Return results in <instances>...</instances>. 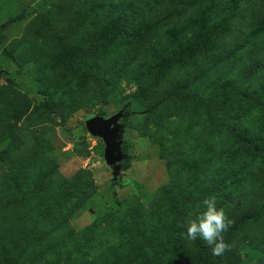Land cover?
Instances as JSON below:
<instances>
[{
    "label": "rangeland",
    "instance_id": "rangeland-1",
    "mask_svg": "<svg viewBox=\"0 0 264 264\" xmlns=\"http://www.w3.org/2000/svg\"><path fill=\"white\" fill-rule=\"evenodd\" d=\"M103 1L110 2L0 0V186L3 183L14 185L8 181L15 165L12 159L19 160L17 163L23 167L25 174L19 179L24 185L21 191L13 189L14 193L8 195L0 223L3 227L8 220L15 221L16 217L19 221L24 216L36 217L42 222L39 227L44 234L56 232L59 226H67L76 232L90 228L89 237L93 247H89V242L79 245L83 253L90 252L89 256L86 254L83 260L73 257L67 264H86L96 254L105 253L111 247L118 248L120 238L130 228L134 215L132 209L140 217L139 221L153 220L156 224L158 210L163 205L166 204L165 213L174 210L172 200L178 196L180 189L189 188L187 191L191 192L194 185L202 181L193 189L195 194L198 188L208 186L207 177L213 175L216 168L223 169L222 176L226 174L228 169L217 162H194L198 147L212 156L223 149L224 158L233 156L236 163L245 162V170L249 174L262 166L259 162L260 154H255L243 140L225 144L221 141L220 148L215 152L212 137L222 132H218L215 125L223 126L224 134L226 125L231 123L238 111L252 110L242 136L254 139L259 145L260 141L256 138L264 137V114L260 115L257 110L254 112L246 105L238 104L226 108L217 116L203 107L199 97L192 101L191 95L175 92L168 96L177 95L179 108L174 103H164L156 112H151V104L168 96L162 95L163 91L159 90L151 96L139 97L141 93L137 91L132 71L135 70L140 76L141 67H148V73L150 68L160 72L170 70L180 75V80L172 88L176 90L180 86L187 88L195 82L196 77L213 69V59L217 60L222 53L224 55L238 45L246 46L252 59L241 60V65L263 60L264 0H214L215 4L220 5L219 8L242 14L243 25L235 35L226 34L229 28L221 30L218 24L220 28L215 31L213 22L200 15L197 18L192 16L199 5L198 1L205 0H171L178 5V10L163 9L157 19L145 16L157 5H152L151 0H125L123 3L111 1L110 5L102 8ZM191 4L193 7L190 10ZM241 5L246 11L252 10L250 14H244L240 10ZM88 14L92 15V19ZM172 15L178 19L163 22ZM185 17L188 20L181 22ZM119 19L122 21L119 22ZM151 24L163 33L160 34L163 48L154 46L155 35L151 32ZM125 25L137 35L136 39L147 40L146 44L139 46L145 57L129 63L130 70L119 79V95L109 99L96 93L93 96L96 87L92 92H87L89 79L80 77L81 73H78L81 66L87 74L95 70V66L90 71L86 69L87 65L89 67L88 54L100 52L107 46L111 47L108 55L115 57L122 49L127 52L129 48H123L128 42L121 47L120 44L114 46L115 36L104 44L94 36L95 43L91 39L93 44L89 46L91 33L123 29ZM180 29L184 30L186 40L178 39L176 32ZM89 30L92 31L87 33ZM82 33H85L84 39L74 43L75 38H80ZM129 44L132 46V42ZM155 48L167 55L166 64L150 55ZM83 58H87L85 62ZM208 58L211 59L209 63ZM97 60L92 56L90 62L95 63ZM240 72L229 71L227 75L232 74L233 78H237ZM261 72L262 76L257 77L253 83L248 79L240 81L242 89L253 87L257 92L263 90L264 70ZM185 74L189 75L181 78ZM72 77L74 82L61 90V84ZM134 93H138L137 97H134ZM48 102L52 112L48 109ZM127 104L130 105L131 115L120 122L124 126L122 151L128 157L120 162V173L114 179L111 168L103 158V141L87 132L84 121L89 114L110 115ZM12 126L16 127V131H12ZM44 150L46 153L42 154ZM37 159L42 160V173L45 177H40V173L34 170L38 166ZM48 170L53 174H48V177H53L50 182L52 192L60 194L63 204L53 202L51 206L45 202L46 194L37 193L40 186L47 183ZM171 172L181 175V178H176L179 188L175 193L172 191L168 198L165 195L159 196V189L171 180ZM234 183L235 189L231 190L235 194L241 192V182L236 179ZM27 203L31 205L25 207ZM221 205L225 207L223 202ZM18 206L22 210H18ZM146 231L149 232L150 227ZM62 250L64 254L71 253L73 247ZM29 251L23 248L19 252L20 264L33 263L32 257L37 251L33 254ZM23 255L27 256L23 258ZM59 262L66 264L64 255H60Z\"/></svg>",
    "mask_w": 264,
    "mask_h": 264
},
{
    "label": "trees",
    "instance_id": "trees-1",
    "mask_svg": "<svg viewBox=\"0 0 264 264\" xmlns=\"http://www.w3.org/2000/svg\"><path fill=\"white\" fill-rule=\"evenodd\" d=\"M111 1L123 3L125 0H110L109 3L103 1L101 2L102 8H106L110 5ZM151 4H157L156 7L145 15L151 19L160 17L163 13V9L178 10V5L173 4L171 0H151ZM198 4L194 12H192V16L195 15L197 18L200 15L209 22H213L215 31L220 28L218 26L220 25L221 30L229 28L226 34L235 35L241 25H243V16L239 11H226L223 7L219 8L220 5L215 4L214 0L198 1ZM192 7L193 4H191L190 10ZM243 8L244 7L241 5L240 10L244 12V14H250L252 11H246ZM88 16L92 19V15L88 14ZM175 18L176 20L178 19L176 15H172L167 17L163 22H173ZM187 20L188 17H185L181 22H186ZM121 21L122 19H119V22ZM123 27V29H115L113 31L91 33V37L88 40L89 46L95 43V37L98 39V42L103 43L109 39L112 40L115 36L116 38L113 42L114 46L120 44L119 47H121L125 42H128V45H124L123 48H129L127 52L122 49L115 57H110L108 55L111 47L107 46H104L103 50L100 52H91L88 54L89 67L87 65L86 69L90 71L91 67L95 66V70L87 74L84 67L81 66L78 73H81L80 77H85L87 80L89 79L91 83H94L89 84L90 82L88 80L86 88L87 92H92L93 88L96 87L93 91V96L96 93L109 99L110 97L119 95L121 91L119 79L121 75H124L126 71L130 70L128 67L130 65L129 63L134 59H142L145 57V55L141 54L139 46L146 44L147 40L136 39L137 35L129 30L128 25ZM150 29L155 35L154 46L156 48H163L160 43V34L163 33H161L158 28L155 29L153 24H151ZM90 31L92 30L87 31V33ZM183 31V29H180L176 32L179 40L187 39ZM85 33H82L80 38L76 37L74 43L78 41V39H84ZM226 34L222 35L225 37ZM131 42L132 46L129 44ZM197 45L199 46V44ZM156 48L154 51L151 50L152 53L150 55L161 61V63L166 64L167 55L159 52ZM143 53L146 55L148 54L147 52ZM92 56L98 59L97 62H90ZM87 58H83V62H85ZM246 59L252 60L251 53L246 50V46L241 47L238 45L224 55L222 53L217 60L213 59L211 66L213 69L205 71L196 77L195 82L187 88L180 86V89L176 90L173 89L175 84L180 80V75H176L170 70L160 72L159 70L150 68L149 77L147 71L148 67H141L139 72L140 76L133 70L132 77L136 83L138 93H141L139 97L140 95L148 97L157 91H163L162 95L167 96L169 93L173 92L176 94L183 93L185 96L191 95L192 101L197 100V97H199L200 102L202 101L204 104L203 107L211 110L210 112L215 113L214 115L217 116H220L226 108H230L233 105L238 106V104L246 105L248 109H253V111L257 110L258 114L263 115L264 89L259 92L254 91L253 87L242 89L240 81L243 82L245 79H248L250 83H253L257 77L262 76L263 72L261 71L264 70V57L262 58L263 60H257L256 62L250 61V63L245 66L241 65L240 61L242 60L243 62V60ZM207 60L209 63L211 59L208 58ZM234 61L236 62L233 63ZM152 64L153 61H151L150 65ZM229 71H241L240 76L238 75L237 78H233L232 74L231 76L227 75ZM187 75L189 74H185L181 78ZM73 79L74 77L70 78L68 82L62 83L60 89L64 90L68 84L70 85L71 82H74L72 81ZM138 93H134V97H137ZM176 96L171 94L168 97L161 98L158 102L149 106L150 111L156 112L164 103H174V106L177 105L176 107L179 108ZM123 108L124 111L127 112L123 118L130 116V105L127 104L123 106ZM48 109L52 112L50 102H48ZM192 110L194 111L195 109L192 108ZM250 111L252 110H248V112L238 111L231 123L226 125L224 134L223 126L218 127L215 125L214 128H217L218 132H222L212 137V139L215 141V152L220 148L221 145L219 143L221 141L225 144L234 140H243L248 147L253 149L255 154H260L259 162L262 164L261 167H257V170L249 174L245 170L247 166L244 165L245 162L238 164L235 162L233 156L224 158L223 156H225V153H223V149L217 151V154L212 156L207 152H203V148L198 147L197 153H195L193 159L194 162L208 161L212 164L217 162L228 169L225 172L226 174L222 176L223 169L219 170L216 168L213 175L207 177L208 186L204 189L198 188L199 190L197 189L195 194L193 189L197 188L202 181L194 185L191 192L187 191L189 188L180 189L177 193L178 196L172 200V207L174 210L165 213L164 207L166 204L163 205L162 209L158 210V222L156 224L153 220H149L148 222L145 220L139 221L140 217L135 214L132 209L134 215L129 224L130 228L127 232L125 231L124 235L120 238L119 247H111L105 253L96 254V256L86 264H264V137L256 138L260 141L258 145L254 139L242 136L244 126L250 121V114L253 113H250ZM15 128V126H12V131H16ZM43 153H46V151L44 150L42 154ZM5 155L8 158V154L5 153ZM42 157L47 160L44 155H42ZM18 161V159L11 160V162H15V165L12 167L11 173L8 176V181L14 183V185L8 186V184L3 183L0 186V216H3L2 211L7 205V199L14 193L13 189L21 191V188L24 186L19 181V179L25 175L24 169L17 163ZM37 161L38 163L36 162V164H38V166L34 170L40 173V177H45L42 173V160L37 159ZM48 174H50V176L53 175L52 172L48 170L46 174L47 183L44 186H40L41 188L37 190V193H42V195L46 194L47 198L45 202H48L51 206H53V202L63 204L59 196L60 194L55 195V193L52 192L53 186L50 182L53 181V177H48ZM240 175L243 178H241ZM176 178H181V175L171 172V180L163 185L157 194L159 196L165 195V198H168L171 196L172 191L175 193V190L179 188ZM236 179L241 182L240 186L242 191H237L235 194V191L231 189H235L234 182ZM204 181H206V179ZM227 182L230 184L227 185ZM119 185L121 184L119 183ZM9 188H12V191H9ZM229 190H231V194H229ZM63 193L65 194V192ZM212 195L217 198L218 207H222L221 202L224 203V209L229 219L233 221L227 231L222 233L224 240L232 245V248L230 251H226L222 256H214L212 254V246L208 245L200 237H197L196 240L185 238L187 221L197 212L198 208L201 207L203 199ZM233 198L235 200H233ZM8 202L10 201L8 200ZM29 205L31 204L27 203L25 207ZM19 208L18 206V210H22V207ZM135 208L137 207L135 206ZM41 211L42 210H39L38 212ZM19 219L21 220L19 221L16 217L18 222L16 220H8L7 224L3 227L0 223V264H20L21 258L19 252L23 248L30 250L29 253L32 252V254L37 251L32 257L33 263L31 264H61L59 262L60 255H64V262L66 264L71 261L73 257L83 260L86 254L89 256L90 252L83 253L79 245H86L89 242V247H93L92 240L89 237L90 228L89 230H80L76 232L66 228L67 226L63 228L59 226L55 229L56 232L44 234L45 232L39 227L42 225V222L38 220V218L24 216ZM94 226L96 227V225ZM148 227H150L149 232L146 231ZM70 246L73 247V251L64 254L62 249ZM26 256L27 255H23V258ZM101 258L105 260L101 261Z\"/></svg>",
    "mask_w": 264,
    "mask_h": 264
},
{
    "label": "clouds",
    "instance_id": "clouds-1",
    "mask_svg": "<svg viewBox=\"0 0 264 264\" xmlns=\"http://www.w3.org/2000/svg\"><path fill=\"white\" fill-rule=\"evenodd\" d=\"M232 223L226 210L218 207L217 198L212 195L203 199L201 207L187 221L185 238L196 240L200 237L212 246L214 256H222L232 248L222 235Z\"/></svg>",
    "mask_w": 264,
    "mask_h": 264
},
{
    "label": "water",
    "instance_id": "water-1",
    "mask_svg": "<svg viewBox=\"0 0 264 264\" xmlns=\"http://www.w3.org/2000/svg\"><path fill=\"white\" fill-rule=\"evenodd\" d=\"M126 114L127 112L122 107L117 112L107 116L96 113L89 114L84 121L87 132L103 141V158L105 163L111 168L114 179L120 173V162L128 157L122 151L124 126L120 122V119Z\"/></svg>",
    "mask_w": 264,
    "mask_h": 264
}]
</instances>
